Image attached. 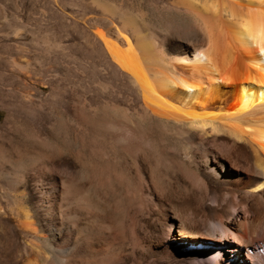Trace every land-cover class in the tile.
<instances>
[{
  "label": "rangeland",
  "instance_id": "rangeland-1",
  "mask_svg": "<svg viewBox=\"0 0 264 264\" xmlns=\"http://www.w3.org/2000/svg\"><path fill=\"white\" fill-rule=\"evenodd\" d=\"M114 10L134 19L141 26V35L157 33L165 60L176 55L175 51L188 52L202 38L197 18L175 7L174 0H0V150L15 152L17 147L23 155L51 162L50 172L38 175L39 182L38 171L34 174L27 169L20 177L0 172V203L19 208L18 190H23L27 204L34 205L36 189L44 190L47 182L59 186L61 179L76 180L89 187L105 210L98 225L106 233L123 225L129 238L119 252L118 241L100 243L96 250L102 251L98 249L96 262L92 259L90 264H108L113 250L121 264L197 263L181 243L166 239L167 209L171 204L188 203L201 210L209 192L214 191L222 196L221 206L228 208L232 218L237 214L250 217V210L236 196L248 173L246 161L238 156L243 150L221 134L209 138L194 134L193 141L188 140L174 126L143 115L131 92L133 87L97 34L98 29L104 30L114 40L122 28ZM127 32L129 36L133 33L131 29ZM9 107L37 110L45 118L32 129L5 123ZM108 117L136 128L142 146L135 155H123L120 171L102 173L95 157L80 150L77 139L89 135L113 148L108 135L101 134ZM200 144L220 152L225 168L231 171L229 178L216 180L204 172L197 155ZM208 158L214 165L213 156ZM54 207L63 217L64 208ZM85 214L80 225L94 227L90 216L99 213ZM1 242L0 237V264H14L16 249L12 248L10 257L4 255L8 251ZM22 242L17 237L14 244L21 246ZM245 254L242 251L239 264H244Z\"/></svg>",
  "mask_w": 264,
  "mask_h": 264
},
{
  "label": "bare ground",
  "instance_id": "bare-ground-1",
  "mask_svg": "<svg viewBox=\"0 0 264 264\" xmlns=\"http://www.w3.org/2000/svg\"><path fill=\"white\" fill-rule=\"evenodd\" d=\"M174 6L193 14L199 22L202 38L188 52L175 51L176 55L165 60L157 33L141 35V26L116 10L122 28L114 40L104 30L98 29L97 34L112 61L127 77L133 87L131 92L149 120L174 126L188 140L194 134L204 138L221 134L243 150L238 156L246 161L248 173L239 183L236 196L251 216L233 214L232 218L228 208L221 206L222 196L210 191L201 210L188 203L169 205L166 239L181 243L198 264H239L242 251L247 256L242 263L264 264V0H174ZM127 29L132 30V35L127 34ZM44 118L37 110L17 111L9 107L4 122L32 129L35 122ZM102 131L113 148L86 134L77 139L78 146L87 156L95 157L102 173L120 171L123 155L139 152L141 138L136 128L113 117L106 118ZM16 149L0 150V172L20 177L27 169L34 174L38 171V182L39 174L50 172L48 159L23 155L25 152L21 154ZM197 155L207 175L221 181L229 178L231 171L225 168L220 152L200 144ZM209 156H213L214 165ZM75 181L61 179L59 186L47 182L44 190L36 189L34 205L27 204L23 190H18L22 199L19 208L0 203L1 243L8 251L4 255L10 257L12 248L16 249L14 264H90L97 257L100 243L118 241V252L128 245L125 226H114L117 230L106 233L98 225L103 221V206L89 187ZM56 204L60 210L64 208L63 217L56 213ZM89 211L99 213L90 216L94 227L83 222L80 225ZM17 237L23 240L21 246L14 244ZM132 242L135 243L134 237ZM116 250L111 251L112 261L108 264H121Z\"/></svg>",
  "mask_w": 264,
  "mask_h": 264
}]
</instances>
